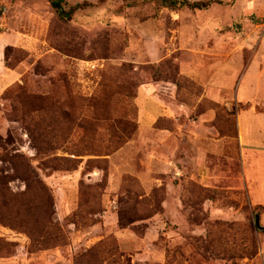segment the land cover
I'll use <instances>...</instances> for the list:
<instances>
[{"label":"rangeland","instance_id":"obj_1","mask_svg":"<svg viewBox=\"0 0 264 264\" xmlns=\"http://www.w3.org/2000/svg\"><path fill=\"white\" fill-rule=\"evenodd\" d=\"M220 1L0 0V264H264V0Z\"/></svg>","mask_w":264,"mask_h":264},{"label":"trees","instance_id":"obj_2","mask_svg":"<svg viewBox=\"0 0 264 264\" xmlns=\"http://www.w3.org/2000/svg\"><path fill=\"white\" fill-rule=\"evenodd\" d=\"M163 4L170 7H176L177 5L187 6L190 9H207L213 3H221L220 0H208V1H189V0H161ZM51 6L54 8L58 17L64 20H70L72 18L73 13L76 9L80 8V5L77 4L75 7L71 8L69 11L64 7L65 0H49Z\"/></svg>","mask_w":264,"mask_h":264},{"label":"crops","instance_id":"obj_3","mask_svg":"<svg viewBox=\"0 0 264 264\" xmlns=\"http://www.w3.org/2000/svg\"><path fill=\"white\" fill-rule=\"evenodd\" d=\"M151 88H148V87H146V86H144L143 88H142V96L143 95H145V96H147V97H150L151 99H150V102L153 100V102H155V97H154V92H153V90H150ZM148 90H150V91H148ZM155 99V100H154ZM148 108V109H147ZM158 110H160L159 109V106H155V107H146V109L144 110L143 109V115L145 116V118H148V116H149V118H148V120H150L151 118H153V116L155 115V114H157V112H158ZM144 111H145V113H144ZM240 125H241V123H240ZM242 134H243V131L241 130V138H242Z\"/></svg>","mask_w":264,"mask_h":264},{"label":"water","instance_id":"obj_4","mask_svg":"<svg viewBox=\"0 0 264 264\" xmlns=\"http://www.w3.org/2000/svg\"><path fill=\"white\" fill-rule=\"evenodd\" d=\"M257 223H258V225H259V217H257ZM260 226V225H259Z\"/></svg>","mask_w":264,"mask_h":264}]
</instances>
